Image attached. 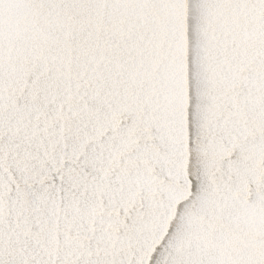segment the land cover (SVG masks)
I'll return each mask as SVG.
<instances>
[{
	"label": "snow or ice",
	"instance_id": "6c2138e0",
	"mask_svg": "<svg viewBox=\"0 0 264 264\" xmlns=\"http://www.w3.org/2000/svg\"><path fill=\"white\" fill-rule=\"evenodd\" d=\"M0 264H264V0H0Z\"/></svg>",
	"mask_w": 264,
	"mask_h": 264
}]
</instances>
